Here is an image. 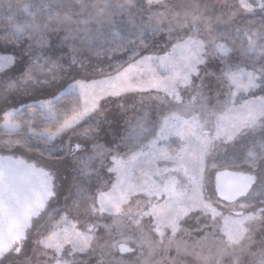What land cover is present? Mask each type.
Masks as SVG:
<instances>
[{
  "label": "snow or ice",
  "instance_id": "1",
  "mask_svg": "<svg viewBox=\"0 0 264 264\" xmlns=\"http://www.w3.org/2000/svg\"><path fill=\"white\" fill-rule=\"evenodd\" d=\"M238 3L246 12L257 7L264 11V0H258L255 7L249 0ZM145 4L152 10L149 19L153 32H166L171 41L164 54L137 52L102 79L77 80L69 90L78 92V97L65 100L64 109L57 107L58 98L19 110L29 118V131L48 147L66 132L91 138L95 128L77 126L98 113L101 101L108 98L137 94L141 104L158 101L175 105L163 116L158 135L148 145L147 167L138 175L136 155L121 159L103 145H94L93 154L80 169L82 175L89 176L93 162L103 165L110 161L107 170L114 179L93 195L82 184H74V198L64 214L49 216L46 228L37 231L36 244L43 249L44 264H86L81 259L84 255H95L96 264H128L138 250L143 264H154L148 250L154 246L161 248L156 264H233L237 249L246 251L245 241L252 239L254 231L264 234V202L260 207L245 202L257 185L256 169L264 164V140L246 151L244 163L251 171L215 160L218 152L241 136L264 130V95L250 96L264 89V68H226L216 76L226 98L221 101L218 94L215 103L206 94L201 78V66L208 57L227 63L234 52H240L245 57L251 54L255 60L264 59V30L238 27L235 35L218 32L216 26L226 22L224 14L210 17L209 6L202 9L198 2L179 11L163 0H145ZM128 7H135L132 0ZM13 62L14 57L0 58V69ZM73 62H77L75 57ZM62 68L58 61L40 62L37 58L17 80L0 84V95L57 80ZM194 77L201 79L199 86L194 85ZM185 90H191L187 98L182 96ZM38 115L50 117L54 123L35 129L32 126ZM2 120L6 126H19L17 110L5 112ZM173 137L171 143L158 147L160 140ZM80 147L75 144L69 154L79 152ZM160 155L169 162L168 167L156 166ZM210 174L215 199L208 197ZM55 189V175L36 168L19 193L18 210L5 208L0 212V264H22L18 258L25 254L34 219L56 196ZM194 213H198V220L203 219V225L190 231L183 221ZM193 232L197 235L192 243H185L184 237L192 238ZM145 233L151 236L150 243ZM173 245L177 255L165 258ZM249 255L248 264H264V250Z\"/></svg>",
  "mask_w": 264,
  "mask_h": 264
},
{
  "label": "rangeland",
  "instance_id": "2",
  "mask_svg": "<svg viewBox=\"0 0 264 264\" xmlns=\"http://www.w3.org/2000/svg\"><path fill=\"white\" fill-rule=\"evenodd\" d=\"M135 7L129 8L130 0H0V58L14 57V62L0 69V84H6L21 77L28 67L39 58L58 61L62 66L60 78L49 83H38L21 87L20 90L0 95V132H14L16 127L3 123V114L7 111L19 110L21 107L38 104L41 100L57 101L63 95L78 92L70 91V85L77 80L102 79L104 74L112 72L116 66L126 64L137 52L140 55H162L170 47L171 41L166 32L152 30L149 16L152 10L147 8L145 0H132ZM173 10L179 11L185 6L198 2L203 9L208 5L207 15L224 14L225 21L216 26L218 32L235 35V29L241 27V20L251 19L264 11L257 7L254 12L243 11L238 0H163ZM253 6L258 0H249ZM23 4L27 5L23 8ZM234 13V15H233ZM241 22V23H240ZM43 41V43H41ZM223 43V41H221ZM75 49V52L73 51ZM74 57L77 62H73ZM226 68L236 70L259 71L264 68V59H252L240 52H234L227 63L217 57H208L201 66V78L206 94L215 103L226 97L225 91L217 82L218 76ZM211 73V75H209ZM194 85L199 86L200 78H193ZM91 83V81H88ZM191 90L182 92L187 98ZM63 94V95H61ZM264 95V89H257L250 96ZM120 105H124L122 109ZM175 105L162 104L158 101L140 102L137 94L124 97L108 98L101 101L98 113L86 117L77 129L93 127L96 132L91 138H82L71 133H62L47 147L37 139H25L10 135H0V156L21 159L36 168L55 175L56 196L48 202L41 216L33 222L30 237L25 241V254L19 257L22 264H44L46 259L43 249L36 244L37 231L46 228L49 216L59 217L64 214L66 206L74 198V184H82L90 195L95 194L104 184L113 181L108 172L110 161L101 165L93 162V170L89 176L82 175L80 169L83 162L93 154L94 145H103L112 154L121 159L136 155L137 175L139 170L147 167L148 145L155 135L164 115L173 110ZM169 141L160 140L158 147H165ZM264 140V130L249 132L241 136L233 144L225 146V150L216 154L215 160L220 164L238 166L240 170L251 171L244 163L249 146ZM174 142V141H173ZM79 143L80 151L72 154L71 148ZM156 166L165 168L169 162L162 156L156 159ZM255 174L258 177L253 192L245 198V202L255 207L264 202V164L258 165ZM209 175L208 197L215 199ZM130 199H134L130 198ZM226 215V213H225ZM111 223V220L105 221ZM101 225L104 221H100ZM224 222L221 221V227ZM203 219L198 220V213L191 214L183 221V226L192 231L202 227ZM207 232L208 230L205 229ZM102 232V230H101ZM184 237L185 243L191 244L196 237ZM146 241L151 236L144 234ZM146 243L145 247H148ZM246 251H236L233 264H248L249 253L259 254L264 250V234L259 230L252 233V239L246 240ZM36 249V251H34ZM154 264L159 262L161 248L154 246L148 249ZM176 247L173 245L165 258L175 257ZM191 258V257H189ZM81 259L86 264H96L95 255H84ZM128 264H143L140 252L131 256Z\"/></svg>",
  "mask_w": 264,
  "mask_h": 264
},
{
  "label": "water",
  "instance_id": "3",
  "mask_svg": "<svg viewBox=\"0 0 264 264\" xmlns=\"http://www.w3.org/2000/svg\"><path fill=\"white\" fill-rule=\"evenodd\" d=\"M35 169L34 165L21 159L0 156V212L5 208L18 210L17 198L19 193L25 187L26 177Z\"/></svg>",
  "mask_w": 264,
  "mask_h": 264
},
{
  "label": "trees",
  "instance_id": "4",
  "mask_svg": "<svg viewBox=\"0 0 264 264\" xmlns=\"http://www.w3.org/2000/svg\"><path fill=\"white\" fill-rule=\"evenodd\" d=\"M27 5L23 4V8H26ZM255 7V5H254ZM242 24L240 28H247L250 30H264V28H262V26H264V15L262 14H258L256 15V17L254 18H249V19H245V20H241ZM240 22V23H241ZM246 70V69H245ZM77 97L75 94L69 93L66 95H63L57 103V107L60 109H64L66 107V104L64 103L65 100L69 99V98H75ZM28 106H24L21 107L19 110L24 109L25 111H27ZM17 111V119L19 121V126L16 127L17 130L14 132H0V135H10V136H15V137H21V138H25V139H37V141H41L38 137V135H34L32 132L29 131V124H28V117L25 116L23 113H21L20 111ZM13 123H16V121H13ZM54 123V121L52 120V118H43L40 117L39 115L36 117V124L33 125L32 127L35 129H38L39 127H41L43 124H52Z\"/></svg>",
  "mask_w": 264,
  "mask_h": 264
}]
</instances>
